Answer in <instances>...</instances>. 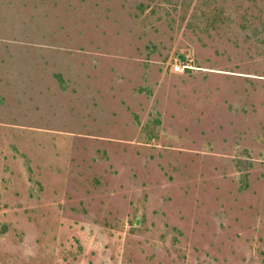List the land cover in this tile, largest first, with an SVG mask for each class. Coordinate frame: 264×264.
<instances>
[{
  "label": "rangeland",
  "instance_id": "1",
  "mask_svg": "<svg viewBox=\"0 0 264 264\" xmlns=\"http://www.w3.org/2000/svg\"><path fill=\"white\" fill-rule=\"evenodd\" d=\"M0 264H264V0H0Z\"/></svg>",
  "mask_w": 264,
  "mask_h": 264
},
{
  "label": "built area",
  "instance_id": "2",
  "mask_svg": "<svg viewBox=\"0 0 264 264\" xmlns=\"http://www.w3.org/2000/svg\"><path fill=\"white\" fill-rule=\"evenodd\" d=\"M175 70H179V66H175Z\"/></svg>",
  "mask_w": 264,
  "mask_h": 264
},
{
  "label": "trees",
  "instance_id": "3",
  "mask_svg": "<svg viewBox=\"0 0 264 264\" xmlns=\"http://www.w3.org/2000/svg\"><path fill=\"white\" fill-rule=\"evenodd\" d=\"M213 22H215V21H213Z\"/></svg>",
  "mask_w": 264,
  "mask_h": 264
}]
</instances>
